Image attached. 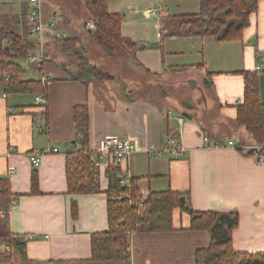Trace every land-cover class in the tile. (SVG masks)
<instances>
[{"label": "crops", "instance_id": "obj_1", "mask_svg": "<svg viewBox=\"0 0 264 264\" xmlns=\"http://www.w3.org/2000/svg\"><path fill=\"white\" fill-rule=\"evenodd\" d=\"M43 2L45 21L55 20L64 36L81 34L79 25L73 26L72 20L63 23L57 9ZM152 8L157 10L152 13ZM199 9L200 0L107 2L110 13L123 14L121 35L147 45L129 51L135 69L147 79L170 82L176 87L173 93L177 98H184L185 86L194 88L190 97L196 104L197 99L205 100V92L211 89L217 117L209 122V130L195 117L192 100L186 99L182 110L168 98L170 105L159 111L149 99H126L131 92L125 79L93 81L87 87L69 78L57 63L58 54L52 51L41 67L48 77L46 105L34 101L35 93L4 94L0 88V177H8L16 195L8 213V229L20 237L31 236L25 242L26 264H194L195 251L212 242L207 230L189 229V213L176 208L174 230L131 234L127 261L92 259L91 234L108 229L104 175L108 165L98 168V191L68 192L65 157L76 131L73 109L80 104L88 108V143L93 154L109 136L129 137L134 142L129 157L119 164L123 184L130 178L138 179L143 199L149 192L171 189L186 193L195 212H234L238 224L230 232L234 251L264 252V162L258 163L253 155L228 144H252L244 126L235 123L237 106L244 100L246 73H256L257 95L264 104V0H259L256 11L248 15L239 39L162 35L161 19L199 13ZM28 11L27 0L18 4L0 0V16L24 13L28 17ZM47 42L52 41L46 36L44 44ZM26 64L18 78L36 80L39 75L30 76L39 71ZM182 111L188 116L183 117ZM181 116L183 121L179 122ZM208 134L222 145L206 143L203 137L208 138ZM167 136L183 143L184 157L175 158L163 151ZM152 144L157 151L151 153L148 147ZM48 146L58 151L42 155L34 169L28 154ZM33 172L38 178L34 193L30 187ZM73 201L76 216L71 214ZM3 220L0 216V231ZM6 249L0 241V264H11L3 257Z\"/></svg>", "mask_w": 264, "mask_h": 264}, {"label": "trees", "instance_id": "obj_2", "mask_svg": "<svg viewBox=\"0 0 264 264\" xmlns=\"http://www.w3.org/2000/svg\"><path fill=\"white\" fill-rule=\"evenodd\" d=\"M43 1L51 5L55 2L53 0ZM108 1L82 0L86 9L85 14H87L79 25L83 36L66 35L58 38L52 34L47 35V39H51L52 42L45 43V57L50 55V51L60 55L64 59L57 62L61 69L68 73L70 79L80 81L85 86L96 80L108 81L116 76L105 71L99 64L90 61L85 45L82 43L84 37L93 38L108 56H113V50L107 41L115 42L116 45L128 51H134L136 47H147V45L134 43L121 35L120 25L123 21V14L110 13L107 10ZM258 2L259 0H200L199 13L166 16L161 19V32L163 36L210 35L218 40L239 39L248 15L256 11ZM72 5L75 6V2H72ZM64 6L65 4L61 7L64 8ZM61 17L63 23H69L70 18H67L66 14ZM92 21L94 29H85L86 24ZM32 26L24 13L20 15L7 13L0 16V88L4 94L26 92L37 95L41 93L46 98V82L43 83L38 78L36 80L18 78L25 70L20 61L38 47L37 40L32 36ZM164 29L167 31L165 32ZM8 74L10 77L6 80L5 76ZM245 81L244 100L237 106L235 123L244 126L252 143L249 146H260L264 151V104L260 102L257 95L256 73H246ZM131 97L133 96L129 94L126 99L132 101ZM185 100L172 99L171 101L180 109V102L184 104ZM150 103L157 105L152 99ZM157 107L159 111L162 110L158 105ZM73 115L76 131L71 148L65 157L67 158L65 172L68 192L72 194L95 193L99 190L100 171L91 159L93 153L88 143L87 105L75 106ZM207 139L209 143L222 145L210 134ZM240 146L245 145L240 144ZM240 151L252 156L250 151ZM104 171L108 185L106 190L108 229L91 234L93 260L127 261L130 257L131 234L174 230L173 210L178 208L189 213V229H202L210 232L212 242L208 247L198 248L195 251L194 264H264V252L238 253L234 251L230 232L238 225L236 213L195 212L190 207L186 193L171 189L149 192L143 199L138 188V179L130 178L123 184L119 164H110ZM37 181V173L33 172L30 185L32 193L38 191ZM15 197L8 177H0V216L4 218L0 241L7 246L2 254L11 264H26L29 261L26 241L8 229V213L15 203ZM71 214L77 215V205L74 201L71 204Z\"/></svg>", "mask_w": 264, "mask_h": 264}, {"label": "rangeland", "instance_id": "obj_3", "mask_svg": "<svg viewBox=\"0 0 264 264\" xmlns=\"http://www.w3.org/2000/svg\"><path fill=\"white\" fill-rule=\"evenodd\" d=\"M3 1H11L14 2L15 4H18V2L23 1V0H3ZM43 1V0H42ZM55 1L53 3V5L55 6V8L57 9L59 15H67V18H70V20H72V25L73 26H78L81 25L80 20L82 18L87 17L86 13V9L84 7V2H82V0H53ZM72 2H75V6L72 5ZM65 4L64 8H62L61 6ZM79 35H82L79 34ZM84 35V34H83ZM82 35V36H83ZM85 38V39H84ZM82 39V43H84L86 51H87V55L90 58V61L93 63H97L101 66V68H103L105 71H109L110 74L116 76L114 79L111 80H122L125 79V81L127 82V87L129 88V92H131V95L135 98L137 97H143L149 100H154L155 103L161 108V107H165V104H169L170 103L167 101L168 98L171 99H177V101H179L180 99H187V100H192V104L195 106V117L197 118L198 122L202 125V126H206V128H209V122L211 121L212 118H216L217 117V111L215 110L216 107L214 104V97L212 95L211 89H209L208 91L205 92V100L203 99V101H199L197 99V104H196V100L192 97H190V95L192 94V92H195V89H190L188 86H185V90L184 92H186V95L183 96L184 98H177L178 96L174 95V91H175V86L172 85L170 82H162L159 81L156 78H151L147 79V77L144 76V74L138 70L135 69V67L133 66L132 63V56L130 55V52L123 48L122 46L116 45L115 42L112 41H107L109 46H111L112 48V53L113 56H108L106 55V53L103 51L102 48H100L94 41V39L90 38V37H84ZM35 53L39 54L37 49L35 51ZM30 53H28L29 55ZM57 58V62H61L62 60H64L60 55L56 56ZM28 64V59L24 58V60L22 59V61H20L21 66ZM26 64V65H27ZM39 73H34L30 76V78H36V76H38ZM22 76V75H19ZM99 81V80H96ZM183 88V87H182ZM180 88V89H182ZM131 90V91H130ZM162 91H164L162 93ZM166 95V96H165ZM200 98H203V96ZM213 104H212V102ZM181 104V109L183 110V104L180 102ZM207 128V129H208ZM209 130V129H208Z\"/></svg>", "mask_w": 264, "mask_h": 264}, {"label": "built area", "instance_id": "obj_4", "mask_svg": "<svg viewBox=\"0 0 264 264\" xmlns=\"http://www.w3.org/2000/svg\"><path fill=\"white\" fill-rule=\"evenodd\" d=\"M29 2V11H28V19L32 23V36L37 40L38 47L36 48L38 53H35L36 50L31 51L29 55H27L28 65L33 68V70H38L39 77L43 83L47 81L46 73L41 71L42 64L47 60L44 54L45 48V39L48 34H52L58 38L64 37V35L57 29V22L55 20L45 21L42 16V0H27ZM157 9L152 8L150 12L154 13ZM85 29L92 30L94 29V23L88 22L85 26ZM258 70L261 67L256 66ZM9 74L5 76V79H9ZM34 101L40 102L43 105L47 103L45 97L41 93H37L34 96ZM183 121V117L179 118V122ZM206 143H209V139L206 136L203 137ZM166 146L163 149L164 152H169L175 158L184 157L186 154V148L180 140L173 136L166 137ZM102 147L95 154H93L91 159L93 160L94 166L96 168H101L103 165L110 164H120L124 161V159L128 158L130 153L133 151L135 145L134 142L129 137H119V136H109L102 141ZM228 144L234 147L237 151L245 150L250 151L252 155L255 157L256 162L263 163L264 162V151L260 146H240L239 144H235L233 141H229ZM148 150L152 153L157 151L154 144L149 145ZM58 149L56 147H38L35 150H32L28 154V159H30V163L32 167L35 169L39 166L41 161V156L44 154H50L53 152H57ZM30 235H26L23 237V240L26 241L30 239Z\"/></svg>", "mask_w": 264, "mask_h": 264}, {"label": "water", "instance_id": "obj_5", "mask_svg": "<svg viewBox=\"0 0 264 264\" xmlns=\"http://www.w3.org/2000/svg\"><path fill=\"white\" fill-rule=\"evenodd\" d=\"M181 115H182L183 117H186V116H188V113L185 112V111H182Z\"/></svg>", "mask_w": 264, "mask_h": 264}]
</instances>
